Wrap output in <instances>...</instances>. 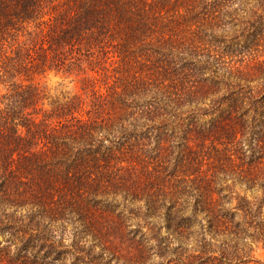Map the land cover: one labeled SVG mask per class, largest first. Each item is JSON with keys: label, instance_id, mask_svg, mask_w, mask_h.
Returning <instances> with one entry per match:
<instances>
[{"label": "trees", "instance_id": "obj_1", "mask_svg": "<svg viewBox=\"0 0 264 264\" xmlns=\"http://www.w3.org/2000/svg\"><path fill=\"white\" fill-rule=\"evenodd\" d=\"M0 84V264H259L264 0H0Z\"/></svg>", "mask_w": 264, "mask_h": 264}, {"label": "rangeland", "instance_id": "obj_2", "mask_svg": "<svg viewBox=\"0 0 264 264\" xmlns=\"http://www.w3.org/2000/svg\"><path fill=\"white\" fill-rule=\"evenodd\" d=\"M210 49L214 51L215 48L212 47ZM212 51L206 50L205 52L210 54L213 53ZM254 52H259L261 55L262 46H260L259 49L255 50ZM38 82L53 95H59L61 93L73 95L78 93L81 87V80L79 76L57 72H49L45 75L39 76ZM5 91V86L0 84V97L3 93H5ZM254 255L259 264H264V249H256Z\"/></svg>", "mask_w": 264, "mask_h": 264}]
</instances>
